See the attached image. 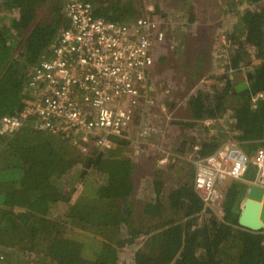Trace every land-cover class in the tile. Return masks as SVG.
<instances>
[{
  "label": "trees",
  "instance_id": "16d2710c",
  "mask_svg": "<svg viewBox=\"0 0 264 264\" xmlns=\"http://www.w3.org/2000/svg\"><path fill=\"white\" fill-rule=\"evenodd\" d=\"M84 1L95 16L117 23L133 21L143 9L141 0ZM247 1L222 28L227 56L216 60L207 76L212 84L187 94V117L170 122L182 136L180 156L208 155L227 139L246 154L264 149V0ZM64 2L0 0V118L23 106L25 83L67 25ZM191 7L184 25L202 31L192 10L197 8ZM208 9L203 5V14ZM203 43L196 56L206 66ZM200 70L188 74L189 83L203 77ZM242 82L245 88L237 89ZM206 119H214L223 135L209 134ZM194 129L203 134L190 136ZM195 145L199 150L193 152ZM125 147V141H116L100 154H83L66 139L29 127L0 136L5 264H264V228L252 231L238 224L240 200L233 202L243 184L239 191L233 186L226 191L218 218L195 194L192 169L185 166L178 179L174 166L164 171L153 162L139 170V164L121 156ZM170 164L187 163L174 157ZM147 171L153 172V182L138 185L134 174L143 178ZM77 183L82 190L74 196ZM166 209L173 214L168 219ZM127 237L132 241L125 246L134 248L129 257L121 245Z\"/></svg>",
  "mask_w": 264,
  "mask_h": 264
},
{
  "label": "built area",
  "instance_id": "2783aa9c",
  "mask_svg": "<svg viewBox=\"0 0 264 264\" xmlns=\"http://www.w3.org/2000/svg\"><path fill=\"white\" fill-rule=\"evenodd\" d=\"M62 14L66 27L25 83L21 109L0 118V136L11 137L29 127L60 136L88 155L111 149L114 138L149 141L151 133L158 132L149 120L131 131L136 112L144 107L167 111L150 78L155 60L152 41H167L166 54L177 45L168 36L166 40L163 20L140 14L127 23L108 21L95 16L92 5L84 0H65ZM220 36L222 44L216 48L223 50L225 36ZM202 122L208 126L215 120ZM192 150L198 151L199 145ZM169 154L163 152L159 165L169 162ZM189 158L193 190L218 218L223 214L225 182L244 180L251 167V184L264 188L263 148L249 155L238 142L227 139L212 153L199 157L192 153ZM5 259L0 249V264Z\"/></svg>",
  "mask_w": 264,
  "mask_h": 264
},
{
  "label": "rangeland",
  "instance_id": "374dc122",
  "mask_svg": "<svg viewBox=\"0 0 264 264\" xmlns=\"http://www.w3.org/2000/svg\"><path fill=\"white\" fill-rule=\"evenodd\" d=\"M141 1H142V8H143L142 9L143 13L141 15H145V14L149 15L150 12L156 11V14L151 17L157 20H160V21L163 20L164 24L162 23V27L164 31L166 32L168 36L171 37L170 41L175 40V43H177V40H178L177 45H182L185 43L186 39L182 35L185 34L184 30L187 29L186 25L184 24L186 23L185 20L187 19V16L189 15L188 13L184 15V13L186 10L187 11L191 10L192 8L191 6H196L197 8L193 10V13L196 15V19H197L196 24L199 26L198 30L202 29V31H196L194 28L196 34L199 35L200 33V35L202 36L203 34H207V33H209L210 35L213 34V40L219 38L218 44H222L221 43L222 37L220 35H222L221 31L223 30L222 24H223L224 19H226L227 17L230 19L231 17L230 13H233V12L238 13L240 10L246 8L249 5V2L247 0H202L204 3H202L201 0H184V4L182 0H141ZM206 3L209 6V9H208L209 11L207 14L203 15L205 17V18L203 17L205 20L204 22L203 21L201 22L202 16L199 14V12H203V5H205ZM262 3L264 5V2ZM179 4H182V6H184L185 8L181 9L179 7ZM163 8H166V10L169 12L166 13L165 11H163ZM224 24L228 28L229 21L228 20L224 21ZM179 37H182V38L179 40ZM213 43H215V41H213ZM203 44L206 47L209 45L207 42H204ZM177 45L171 49L172 53L176 51V48L178 47ZM162 56H166L164 52L155 55L153 75L155 72L156 75H154V80H156V82L154 85H155L156 96L157 98H159V102L165 106V109L167 106V109H166L167 111L162 112V109L154 108V106L144 107L143 110L136 112L133 123H132L133 125H132V131H131V132H135L138 128V125L141 122H146L149 120L151 124L155 125L158 128V132L155 131L154 133H151V135L149 136V141L147 142L145 141V142L139 143L136 141V139L135 140L125 139L127 141V143H125L126 147L121 148L122 149L121 155L127 157L132 163L139 164L138 166L139 170L142 169L141 168L142 165L146 166L149 163L153 164L154 162L155 164L159 165L158 160L161 158L164 151H167L172 154L168 157L169 161L175 157V154H177V151L175 150L174 147L170 145V139H169L170 134L168 135L166 140L159 139L160 124L162 125L163 123H166V126H165L166 129L170 127L173 128L174 124H171L170 122H172V120H176V117L178 116V114L184 115L187 109V107H184L187 94L191 93L192 91L195 92L197 88L203 84L210 83L212 80L207 79V76L213 72V69H215L214 64L211 65V62L208 63V65H210V68L207 65L206 66L203 65L202 66L203 67V77L199 78L200 80L198 82H196L195 80H192V82L189 83L188 82V80L190 79L189 76H187V78L182 77L183 79L181 80L174 79L172 76L163 77L162 67L164 66H162V64H160L159 62ZM175 56L177 57V58L173 57L175 62L179 63L181 60L179 59L178 55H175ZM174 69L175 68L173 67L172 70L174 71ZM165 71L167 72L166 69ZM166 87L170 88L168 93L165 92ZM168 100H173L174 106L177 105L178 102H179L178 104H180L178 106V109L173 107V110H172L173 114H171L170 107H168V105L166 104ZM155 113L156 115L154 117H151ZM167 116L170 118L167 119ZM208 126H209V129H208L209 134L219 132V134L223 135V133L220 132L221 127L220 125H218V123L217 124L215 123L214 125H208ZM195 132L197 133L200 132V134H203V131L198 132V129H194V132L189 135L194 136ZM223 139L224 137H222L221 140ZM151 145L154 147L155 149L154 151L148 148ZM135 149H138L137 154H135ZM186 153L187 155L185 156V158L191 162L189 158L191 154L189 152H186ZM182 162L187 163V164H180V170L186 166L187 168H190L193 171V167L188 161L184 160ZM159 166L162 167L164 165H159ZM148 170H150V168ZM134 178H135V182L138 185H140L144 183L146 179H149V174H146L145 177L142 178L141 176H139L138 173H135ZM151 182H153V180H151ZM74 187H75V191L73 192V194L74 196H77L82 190V185L80 183H77ZM141 190L142 189H139V192ZM164 214L166 216V219L170 218L173 215L171 211H168L167 209L164 211ZM141 222L146 224L145 220H142ZM152 225H154V223ZM0 238H1V234H0ZM139 239H142V238H138L137 241ZM1 243L2 242L0 239V246H1ZM122 246L124 247V250L126 251V255L130 254V252H132V250L134 249L132 248V246H130V244L125 246V242ZM9 251L11 252V250ZM127 256L129 257V255ZM29 264H34V263H29Z\"/></svg>",
  "mask_w": 264,
  "mask_h": 264
},
{
  "label": "crops",
  "instance_id": "0c3cea01",
  "mask_svg": "<svg viewBox=\"0 0 264 264\" xmlns=\"http://www.w3.org/2000/svg\"><path fill=\"white\" fill-rule=\"evenodd\" d=\"M206 5L208 6L207 3H206ZM203 12H205V11L203 10ZM203 12H199V14L202 16V18L204 17L203 16L204 15ZM226 20H229V18L227 17L226 19H224V21H226ZM224 21H223L222 25H223L224 29H227L225 24H224ZM193 26H194L193 24H189L190 28L188 27V29L184 30L185 34L182 35L186 39L184 44L177 45L178 47L176 48L175 52H173V53L169 52L168 54H166V56H162L160 58L159 62H160V64H162V66H164V67H162V70H163L162 71V73H163L162 76L163 77L172 76L174 79L181 80V79H183L182 77L187 78L188 74L193 73L195 70L196 71L197 70L201 71L200 69H203V68H201V66H203L202 65V57H201V60H200L199 56H196L197 55V45L201 41L207 42L209 44L207 46L206 50H207V54L209 55V57H207V59H209V62H211V65L214 64L215 62H217L216 60H220L221 59L220 57L227 56L224 48H223V50L216 48V46H217V44L219 42V38L213 40V34L210 35L209 33L203 34V36L200 35V33H199V35H197L196 32H193L191 30V29L194 28ZM213 41H215V43H213ZM192 44H194V45H192ZM214 49H215V51H214ZM175 55H178L179 59L181 60L179 63L175 62V60L173 58V57L177 58ZM188 65H190L191 67H188ZM206 65L210 68V65H208V63H206ZM173 67L175 68L174 71L172 70ZM165 69L167 70V72L165 71ZM153 71L154 70H152L150 78L152 79V83L155 84L156 80H154L153 77L156 74L154 72V75H153ZM219 74H221V73H219ZM219 77L223 78V76H219ZM210 84H212V81L210 83H208L207 87L210 86ZM178 103L175 106L173 104V100H168V102L166 103L170 107L171 114H173L172 113L173 107L178 109V106L180 105ZM184 107H187L186 106V102H185ZM182 117L186 118L187 117L186 113H184V115L178 114V116L176 117V121L180 122V118H182ZM183 123L186 124V122H183ZM221 124L224 125L223 123H221ZM165 126H166V123H163L162 125L160 124L159 139L166 140L168 135L170 134V137H169L170 145L172 147H174L175 150L177 151V154H175V157H178V160H182V161L186 160L192 165V163L189 160H187L184 156H180L179 155V154L183 153L182 151L178 150L180 141L182 139V136L180 135V132H177L172 127L166 129ZM35 132H43V131H35ZM167 132H168V134H167ZM190 136H192V135H190ZM148 148L150 150H152V151L155 150L152 145L150 147H148ZM100 153H98V154H100ZM253 153H254V151L249 152L248 154L251 155ZM170 155H172V154H169V156ZM156 166H157V164H156ZM172 166H174V168L176 169V177L178 179L179 174H180V164H176V167H175V164H165L162 167L158 165V167L162 168L164 171L169 170L170 168H172ZM146 174H149V179H146V180L151 181L154 178V175H153L152 171H147ZM253 177H254V170H253V168L250 167L244 180H241V181H227V182H225V184H224L225 193L232 186H233V189L236 188V190L239 191L240 190V185L241 184L244 185L242 187L241 193L239 195L240 197H238L237 199L235 198V200L233 202L234 205H235V203L237 201L240 200V202H241L242 200L246 199L247 191H248V189L251 186V180H253ZM221 206H222V204H221Z\"/></svg>",
  "mask_w": 264,
  "mask_h": 264
},
{
  "label": "water",
  "instance_id": "95a60500",
  "mask_svg": "<svg viewBox=\"0 0 264 264\" xmlns=\"http://www.w3.org/2000/svg\"><path fill=\"white\" fill-rule=\"evenodd\" d=\"M245 86L246 83L242 82L237 85V89L245 88ZM113 140L118 141L116 138ZM238 224L252 231L264 228V188L257 185L250 186L247 191L245 205L238 216ZM131 241L132 238L127 237L124 241H121V245L124 242L131 243Z\"/></svg>",
  "mask_w": 264,
  "mask_h": 264
},
{
  "label": "flooded vegetation",
  "instance_id": "af4514ba",
  "mask_svg": "<svg viewBox=\"0 0 264 264\" xmlns=\"http://www.w3.org/2000/svg\"><path fill=\"white\" fill-rule=\"evenodd\" d=\"M141 5H142V2H141ZM192 10H194V9H192ZM163 11H165L166 13H168L169 11H167L166 10V8H163ZM189 11V10H188ZM156 14V11H154V12H150V14H149V16H154ZM184 17V16H183ZM188 19H189V16H187V19L185 20V21H188ZM167 34H166V40H167ZM170 36H168V39L170 40ZM182 37H179V40L181 39ZM173 41H175V40H173ZM177 43H178V40H177ZM176 43V44H177ZM168 43H167V41H165V42H162L161 44H157V42L156 41H152V45H153V50L155 51V55H157V54H159V53H163L164 52V54L166 55V50H168V49H170V47L167 45ZM154 78V77H153ZM241 204V208H243L244 207V205H245V203L244 202H241L240 203Z\"/></svg>",
  "mask_w": 264,
  "mask_h": 264
},
{
  "label": "clouds",
  "instance_id": "9594fccd",
  "mask_svg": "<svg viewBox=\"0 0 264 264\" xmlns=\"http://www.w3.org/2000/svg\"><path fill=\"white\" fill-rule=\"evenodd\" d=\"M123 141H125V140H120V139H118V142H123ZM114 142H116V141H114ZM125 143H127L126 141H125ZM171 161V160H170ZM170 161L167 163V164H169L170 163ZM252 185V184H251ZM253 185H255V184H253ZM244 202V201H243ZM239 207H240V210L242 209L241 208V206H240V204H239ZM241 212V211H240ZM263 229V228H262Z\"/></svg>",
  "mask_w": 264,
  "mask_h": 264
}]
</instances>
